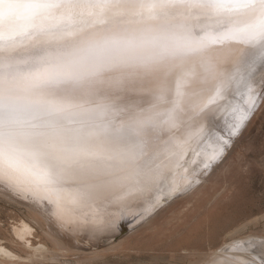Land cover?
<instances>
[{
  "label": "snow or ice",
  "instance_id": "1",
  "mask_svg": "<svg viewBox=\"0 0 264 264\" xmlns=\"http://www.w3.org/2000/svg\"><path fill=\"white\" fill-rule=\"evenodd\" d=\"M231 43L257 50L250 68L264 58V0H0V193L101 213L139 198L147 214L168 187L162 126L177 127L183 111L168 78L201 57L202 78L216 79L206 54ZM230 82L244 106L229 139L258 103L248 77ZM224 240L198 250L197 264H264V236L247 223Z\"/></svg>",
  "mask_w": 264,
  "mask_h": 264
},
{
  "label": "rangeland",
  "instance_id": "2",
  "mask_svg": "<svg viewBox=\"0 0 264 264\" xmlns=\"http://www.w3.org/2000/svg\"><path fill=\"white\" fill-rule=\"evenodd\" d=\"M249 48H251V46L249 45L245 48L244 47L241 48V50L238 53H236L237 59L234 60L233 64L230 65V67L228 68L226 67V64H224L225 61H223V63L220 64L214 61L217 65V68L220 67V69L216 73V79L207 80V82L209 83H206L205 80L202 79V69L200 68L201 60L196 59L195 61H193L195 63L192 62L191 64H189L190 67L192 66L191 68L193 72L191 77H188L187 79L186 76H184L182 80L181 79L182 76L179 77V75H180V71L182 72V70L187 66L188 62L184 64L183 68L180 69V71L179 70L177 71L176 70L177 68L176 69L174 68L173 70L177 71V72L172 71V73L175 75V76L173 75L175 77V79H173L175 85L173 84L174 87L172 86L174 89V93L176 91L177 83H179V91H181V94L182 95L184 94L183 96L185 97L186 96L189 97L192 94L194 98L193 99L191 97L192 98L191 99L190 97L189 98L183 97L184 101L182 102L185 103V100L187 101L188 99L190 106L185 107L186 104H184L183 106L185 107V109H183V111L184 110L185 111L182 113H185L186 116L187 115L189 116L190 114L198 113L205 107L206 108L203 111L205 112L206 109L208 110L209 107L207 106H209L208 105L209 103L207 101L208 99L206 100L205 95L209 96L207 93L211 91L213 87L212 85H215L218 81L221 80L224 82V85L228 84V86L227 85L224 86L225 91L223 90L221 92L220 96L222 98H220L221 99L220 102L223 104L226 102L229 103L230 100L232 101V97L235 94L234 93L235 91H233L232 89L234 84L230 81L233 74L236 71V69L233 68V65L240 60H242V64H241L242 67H245L248 64V61L252 57L248 59L249 55H247V58L244 56L249 51L248 50ZM250 53L251 52H249V54ZM224 60H226V62L228 60L230 61L229 57L225 58ZM197 62H199L198 65ZM193 64H195V66H193ZM250 70H251L249 72L250 75L248 74L246 77H248L251 82L253 81L252 83L255 82V85L252 84L253 86L252 89H253V93H256L257 91L256 95L258 96V103L255 109L252 111L249 120L245 123V125L242 127L239 133L231 138L232 140H230L228 144L226 145L224 144L225 151L223 152L222 157L215 160V162L210 158H204L201 156V154H195V153H194L195 157L192 156L191 159L189 155H188L189 157L187 156L184 158L183 160L184 163L186 162V160L189 161L186 162L185 165L183 166V168L184 169L187 168L186 170H188L189 172V173L187 172V174H185L186 176H184L185 180L187 179V183H188L187 184L185 181L187 185L184 184V187L186 188L183 187L181 190H179L178 191L179 194L178 193L173 194L172 198L171 195H168L169 194L168 191H166L165 192L166 196L163 197L164 200H161L162 202H160L158 205L155 204L156 206L154 205V209L152 208L154 211L152 212L151 210V212L144 214L142 219L145 222H142L141 219L139 221L140 223L138 222L136 223L137 225L135 224L137 227L139 225L142 226L146 222L154 219L155 220L154 222L155 225L153 224L154 227H151L152 224L149 225L151 228L149 226H143V227L140 226L141 228L137 229V232L140 233L135 232L136 231L135 230L134 232H129L128 234L129 236H127L126 238H121L120 236H118L115 239H112L111 244H107L103 246L100 252L94 253L95 255H93V253L91 254L89 252H81L79 250L77 251L70 250L68 252L56 251L57 252L56 254L59 255L61 260L59 261L58 264H63L64 263L63 261L66 260H69L72 263L74 262L73 264H75L76 261L77 263H81V264H197L196 252L198 250L208 247H213L220 243L225 242L224 240L225 233L229 232L232 228H234L239 224L247 223L249 227V231L251 233L264 236V58L259 60L256 63V66L252 67ZM244 74L246 75V73ZM218 78L220 79L218 80ZM186 80L188 81L191 80V81L188 82ZM199 82H201L202 84ZM188 83L190 85H188ZM210 83L212 84L211 86ZM170 86L171 85L169 84V87ZM209 86L211 89L209 88ZM180 87L181 88L186 87V88H182V90L185 89L184 92L188 94H190L191 91V94L188 95L185 94L184 92L182 93ZM205 88L206 91H204ZM193 89L196 91H194ZM197 89H200L199 92ZM202 91H204V93ZM193 93L196 94L193 95ZM198 97L201 101H199ZM179 99L180 100L178 101L180 103L182 99L181 95ZM191 103L193 104V106H191L192 105ZM195 105L196 107H194ZM216 106L214 107L210 106L211 108L208 110V113H210L211 117H209L210 115L208 116L207 113L205 119L203 118V122H201L205 126L212 125V128H214L213 132L215 133L212 132V134H214V138L211 139L208 138L207 140L206 137L204 138L205 140H203V142L207 144L210 143L209 146L206 144L207 150L210 149L209 150L210 154L215 152L212 148L214 144H216L217 146L223 144L222 139H216V138H222L221 136L219 137V133L221 134L224 133V135L228 137L226 135L228 132L226 126L224 125L223 127V125L221 124L217 125V122L220 120L221 116L216 117L218 116L216 114L220 113V111L218 110H221L219 108L223 106L222 105L220 107L218 106V110H216L215 108ZM186 109L188 110L186 111ZM214 110L218 111V113L216 112L213 113ZM213 117L215 120L213 119ZM211 120H213V122ZM209 122L211 123L209 124ZM215 123L216 126L214 125ZM162 127L164 129L163 136L168 134V138L165 141H164L165 138L162 139L163 141L161 140L159 144L161 146V147L159 146V151L162 150V148L166 145L169 139L174 138L175 141L178 140L176 139L177 137H175L173 133L172 134L168 133L170 131L169 128L166 129L165 126ZM209 133L210 132H208V134ZM209 140L211 141L209 142ZM162 142L165 143L163 144ZM161 154L163 153L161 152ZM203 163L204 164L207 163L208 168H205ZM224 163L225 166L222 167V171H220L221 173L219 172L221 174L219 180L220 179L222 180H220L221 182L218 184V187L216 185V188L212 189L211 187H213L215 180L213 181L211 176L215 172L216 168L220 167L222 164L224 165ZM193 165L194 166L199 165L200 168L203 169L202 173L199 174L198 172L199 169L193 168L194 167ZM209 165L212 167H210ZM226 167L228 168L226 169ZM190 169L194 173L190 172ZM202 174H204L205 177ZM199 175L200 176L202 175L203 178L201 176V178L198 179L200 177ZM195 178L198 179L197 180L198 183H195L196 182ZM203 181H208L206 187H203V185L205 184V182L204 184H202ZM190 182H193L194 184L192 183L193 185H191ZM199 187L200 188L203 187V189L205 188L204 190L202 189L203 190L202 192H204L205 195L202 193L203 195L201 194L192 198L193 201L190 200V203H185L184 201H186L187 196L188 198L189 197L191 198L190 194H194V191ZM191 188L192 190H190ZM187 190L188 192L185 193ZM205 190L207 192H205ZM167 196L169 197L167 198ZM163 203H165L166 205ZM184 203L186 205L189 204V206L185 207V209L189 207L188 208L189 211H186L185 214L182 216L177 215L178 218H176L175 213L183 209L184 207L183 205H185ZM21 208L22 207L18 206L16 203L8 201L5 197L2 198L0 196V233L6 234L5 232H7L8 230H12L13 227L19 223L20 219L25 215H27L26 213L28 212L26 211V209L23 208L24 212L26 211V213H24ZM158 208L165 214L158 217L157 214H159L160 211L158 210ZM166 212L168 214H166ZM148 214H150L151 217L150 215L148 217ZM33 216L34 218H36V220L35 219L34 221L31 220V223L33 222L32 225L35 227L37 234V237L34 239V242L37 243L46 242L50 247H52L53 239L43 232L48 227L47 224L38 215L35 214ZM174 216L176 219H174ZM164 217L166 219H164ZM169 218H171V220ZM166 220H168V222ZM170 221L173 223L171 224ZM135 225L132 226L131 229L137 228L135 227ZM146 228H148L147 231H145ZM153 231L155 232L159 231V233L158 232L155 233ZM152 232L155 234L151 235ZM143 233H145V235ZM78 258H80V260H77ZM36 264H54V263L53 262L50 263L47 261L43 263L37 262Z\"/></svg>",
  "mask_w": 264,
  "mask_h": 264
},
{
  "label": "bare ground",
  "instance_id": "3",
  "mask_svg": "<svg viewBox=\"0 0 264 264\" xmlns=\"http://www.w3.org/2000/svg\"><path fill=\"white\" fill-rule=\"evenodd\" d=\"M247 46L248 45H246V44H238V43L225 44L223 46H214V47H212V48H210L208 50L206 56L208 58H210L211 60L219 63V64L223 63V61H225L224 64H226V67L228 68V67H230V65L233 64L234 60L237 59L236 53H238L241 50V48H243V47L245 48ZM248 50L249 51L247 52V54L244 57L247 58V55H249L248 59H250V57L253 58V56L257 55V50H255L254 48L251 47ZM249 52H251V53L249 54ZM227 57H229L230 61L228 60L226 62V60H224V59L227 58ZM196 59L197 60H202L201 57H190V58H188V59H186V60H184L182 62H178L177 66L175 67V69L177 68L176 69L177 71L178 70L180 71V69L183 68L184 64H186L188 62L187 66L182 70V72L180 71L179 77L182 76V78H181L182 80H183V77L185 76V73H189V72L192 73L193 72V70L191 68L192 66L190 67L189 64H191ZM258 61L259 60H257V62ZM193 63H195V62H193ZM198 63L199 62H197V65H198ZM241 64H242V60L236 62V64L233 65V68L236 69V71L233 74L232 78L235 77V78L238 79L241 75L247 76L249 74V72L251 71L250 69L252 67L251 68L248 67V64L245 67H242ZM193 66H195V64H193ZM254 66H256V64ZM219 69H220V67L217 68V71H219ZM176 70H173V72L174 71L177 72ZM244 73H246V75ZM173 75L174 74L171 73L169 78H168V80H169L168 84L171 85L170 88L173 86V84L175 85L174 80H173V79H175V77H174L175 75L174 76ZM179 77H178V79H179ZM188 77H191V76H186V79ZM192 78H191V80H192ZM219 79L220 78H218V80ZM191 80H189V81H191ZM186 81H188V80H186ZM175 82H176V80H175ZM205 82L209 83L207 81H205ZM205 82H203V83H205ZM252 82H251V84L255 85V82L254 83H252ZM194 83H196V82H194ZM199 83H201V82H199ZM212 83H214V82H212ZM188 85H190V84L188 83ZM211 85L212 84L210 83V86ZM226 85L228 86V84H226ZM210 86H209V88H210ZM173 87L171 89H172V92L174 93ZM182 88H186V87H182ZM182 88H181V90H182ZM232 89H233V91H235L234 92L235 94L232 97V101L228 100L229 103L225 101L226 103L222 104L220 102L221 101L220 98H222V97L220 96V97L214 99L211 103L208 104L209 106H207V107H209L208 110L211 107H214L216 105H217L215 107L216 110H218V106L219 107L221 105L223 106V107L219 108L221 110H218V111H220V113H218V111H215V110H214L213 113H215V112L218 113V114H216V115H218L216 117L221 116L220 120L217 122V125L221 124V125H223V127L225 125L226 128H227V131L229 130V126H230V124L232 122L231 117L234 115L233 108L235 106H237V105L244 106L242 104V100L244 98L243 95H242L243 88L237 89V88H235V86H233ZM197 90L199 92L200 89H197ZM184 91H185V89L182 90V93ZM194 91H196V90H194ZM204 91H206V88L204 89ZM204 91H202V92L204 93ZM179 92L181 93V91H179ZM186 92H188V91H186ZM207 92H209V91H207ZM210 92L207 93L209 96L205 95L206 96V100L207 99L209 100L214 95L213 92H211V94H210ZM238 93H241V95H238ZM256 93H257V91H256ZM256 93H253V94H256ZM185 94H188V93H185ZM190 94H191V91H190ZM190 94H188V95H190ZM194 94H196V93H193V95ZM259 94H261V93H259ZM183 95L181 94V96H182V99L180 101V105H182L181 108L184 107L183 106L184 104H186L185 107L190 106L188 99H187L188 102L186 100H185V103L182 102V101H184L183 97H185ZM170 97H171V95H170ZM179 97H177L178 100H180ZM189 97L193 98L192 94ZM189 97H187V98H189ZM191 99H189V100H191ZM198 99H199V97H198ZM195 100H196V98H195ZM199 101H201V100L199 99ZM186 102L188 103V105H187ZM218 104H220V105H218ZM191 106H193V104ZM168 107H170V105L165 104V105L161 106V109L163 110V109H166ZM185 107L182 108V109H185ZM194 107H196V105ZM204 109L201 110L202 112L199 111L200 113L199 112L195 113V114L193 113V114H190L189 116L188 115L186 116L185 113H182L185 110L180 112L179 115H178V124H177V127H175V128H169L168 125H163V126L166 127V129L169 128L170 131L168 133L169 134L173 133L175 135V137H177L176 139H178V140L175 141L174 138L173 139H169V141L162 148V150H160L163 153V154H161L162 167L164 168V174H165V176L167 178V181H168V187L164 189V194H162L160 202H162L161 200H164L163 197L166 196L165 192L168 191L169 188H173L174 189L173 191H170V192L168 191V193H169L168 195H171V198H172V195L178 193V191L181 190L184 187V184L185 185L188 184L187 183V179L185 180V177H184V176H186L185 174H187L188 170H186L187 168L184 169L183 166L185 165L186 162H189V161L186 160V162L184 163L183 160H184L185 157H187L189 155L190 159H191V157L194 156V153H195V154H201V156L204 157V158H210L211 159V156H212L213 153L210 154V152H209L210 149L208 148L209 150H207V148H206V144L207 143L203 142V140H205L204 138H206V137H207V140H208V138H210V136H212V132L214 131V128H212V125L211 126H205L204 124L201 123V122H203V118L205 119V117H206V115L208 113V110L206 109V111L204 112L203 111ZM187 110L188 109H186V111ZM209 115H210V113H208V116ZM209 117H211V115ZM209 117H207V118H209ZM213 119H214V117H213ZM211 121L213 122V120H211ZM210 123L211 122H209V124ZM214 125L216 126V123ZM208 132H210V133L208 134ZM213 133H215V132H213ZM220 136L222 137V140H229V141L232 140V139H229L228 137H226L224 135V133H222V134L219 133V137ZM167 138H168V134H166L164 136L162 135V139H164V141ZM210 141L211 140H209V142ZM209 144H207V145L209 146ZM221 146L224 149V146H225L224 144L218 145V146L216 144H214V146H212V148L216 152V151L219 150V148ZM165 148H167V152L164 151ZM190 163H191V161H190ZM199 165L198 166H196V165L194 166L193 165L194 166L193 168L199 169L198 172H199V174H201L203 169L200 168L201 165L200 166ZM189 166H188V168H189ZM223 166H225V163H224V165L222 164L220 167L216 168L215 172L211 176L213 181L215 180V183L213 184V187H211L212 189L216 188V185L218 187V184L221 182L220 180H222V179L219 180V177L221 175L220 171H222V167ZM210 167H212V166H210ZM190 168H192V167H190ZM227 168L228 167H226V169ZM190 172H192L191 169H190ZM198 172H196V173H198ZM192 173H194V172H192ZM196 175H194V176H196ZM202 175L204 176V174H202ZM201 176L198 179H200ZM203 176H202V178H203ZM191 177H189V178H191ZM198 179H196L195 183H198L197 182ZM185 181H186L187 184L185 183ZM189 181H190V179H189ZM204 182H205V184H204ZM207 182L208 181H203V183H202V184H204L203 187H206ZM190 183H191V185L194 184L193 182H190ZM200 186H202V185H200ZM203 187H201V188L199 187L198 189H196L194 191V194H190L191 198L190 197L188 198V196H187V199L184 202L185 203H190V200L193 201L192 198H194V197H196L198 195H201L202 193L204 194V192H202V191L205 188L203 189ZM184 188H186V187H184ZM190 190H192V188ZM187 192H188V190L185 193H187ZM205 192H207V191L205 190ZM0 196L2 198L5 197L8 201L16 203L18 206H21L22 207L21 209H22L23 212H24L23 208H25L26 211L28 212V213H26V211L24 212L27 215H25L24 217L21 216L22 218L20 219L19 223L16 226H14L12 230H8L7 232H5L6 234L0 233V264H36L37 262H39V263L42 262L43 263V262H47V261L50 262V263L53 262L54 264H58L59 261H61V260H60L59 255L56 254L57 253L56 251H58V252H63V251L64 252L65 251L68 252L70 250H72V251L79 250L81 252H89V253H91V254L93 253V255H95L94 253L100 252V250H101V248L103 246H105L107 244H111L112 243V239H115L118 236H120L121 238H126L127 236H129L128 235L129 232H134L135 230H136L135 232H137V229H140L143 226H149L150 224H152L151 227H154L153 224L155 222V220L152 219V220L146 222L142 226L141 225H139L138 227L136 226L137 225L136 223H138L141 220V219H137V217H140V216L143 217L144 216V207H145V206H143L142 199H139V198L130 199L126 203L123 212L101 213L98 210L97 211H93V210H89V209H77L75 206L71 205L70 203H68L66 201H61L58 205L49 204L48 201L46 199H44L43 194L37 196L35 199L32 198L30 195H26L24 199H12V198H9L8 196H5L3 193H0ZM40 196H41V198H40ZM168 197L169 196H167V198ZM173 198H174V196H173ZM52 199L55 200V196H52ZM159 203H157L156 205H158ZM163 204H165V203H163ZM183 206L184 207H183L182 210H180L179 212L177 211L175 213L176 218H178L177 215L178 216L179 215L182 216V215L185 214L186 211H189V209H188L189 207L187 208L188 210L185 209V207L189 206V204L188 205L185 204ZM161 207H163V206H161ZM152 208L154 209V206L151 207V210L153 212L154 210ZM151 210L149 212H151ZM158 210H160V209L158 208ZM160 211H159V214H157L158 217L165 214L162 211L160 213ZM32 214L33 215H35V214L38 215L47 224L48 227L43 232L46 233L49 237H51L53 239L52 247H50L46 242H39V243L34 242V239L37 237V234H36L35 227L32 225L33 222L31 223V220L34 221V219L36 220V218H34V216ZM166 214H168V213L166 212ZM149 215L150 214H148V217H149ZM152 216H153V214H152ZM175 216H174V219H176ZM150 217H151V215H150ZM165 217H164V219H166ZM171 218H169V219L171 220ZM167 219H168V216H167ZM141 221L145 222V221H143V219ZM166 221L168 222V220H166ZM172 221H174V220H172ZM167 222H166V224H167ZM172 223L173 222H171V224ZM134 225L137 228L131 229V227L134 226ZM147 229L148 228H146L145 231H147ZM156 230H157V228H156ZM143 232H144V230H143ZM153 232H155V231H153ZM153 232H152L151 235H154L157 232L159 233V231H157L155 233H153ZM160 232H161V230H160ZM89 233L91 234V239H87L86 240L85 236L87 234H89ZM137 233H140V232H137ZM143 234L145 235V233H143ZM77 260H80V258H78ZM63 262H64L63 264H73L74 263V262L72 263L69 260H66V261H63ZM75 264H81V263H77V261H76Z\"/></svg>",
  "mask_w": 264,
  "mask_h": 264
}]
</instances>
